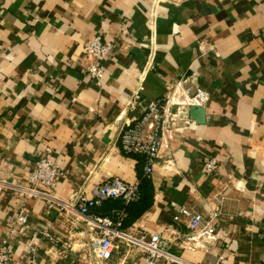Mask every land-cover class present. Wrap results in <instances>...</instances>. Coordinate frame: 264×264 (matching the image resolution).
Instances as JSON below:
<instances>
[{
	"label": "crops",
	"instance_id": "crops-1",
	"mask_svg": "<svg viewBox=\"0 0 264 264\" xmlns=\"http://www.w3.org/2000/svg\"><path fill=\"white\" fill-rule=\"evenodd\" d=\"M96 37L112 45L100 78ZM197 89L202 124L180 104ZM151 101L178 116L159 125L153 202L122 228L159 233L181 264H264V0H0V243L14 263L143 264L138 247L98 259L97 235L60 203L139 182L120 134ZM42 155L61 171L55 187L22 191ZM182 207L214 238H190Z\"/></svg>",
	"mask_w": 264,
	"mask_h": 264
},
{
	"label": "built area",
	"instance_id": "built-area-1",
	"mask_svg": "<svg viewBox=\"0 0 264 264\" xmlns=\"http://www.w3.org/2000/svg\"><path fill=\"white\" fill-rule=\"evenodd\" d=\"M111 49L112 45L104 42L100 37L94 38L87 45V53L98 61V63L96 62L95 65L93 64L88 68V72L92 77L100 78L102 76L103 68L100 65V61L106 57ZM206 100V92L202 89H197L192 96L180 104L185 105V107L190 105L203 106ZM161 109L158 102L151 101L148 104V112L136 120L133 125L124 128L120 134L122 150L126 154H138L143 157L144 172L148 177L152 176L154 172L161 144L158 137L159 125L160 123L164 125L169 115L171 119L178 116V114L173 113L174 111H168L166 114ZM215 167L216 161L214 159L206 163V168L209 171ZM60 173L58 165L50 157L42 155L36 162L35 168L31 171L26 186L21 187V190L27 193L41 194L43 191L53 189ZM138 188L139 182L129 183L114 177L95 185L91 196L82 192L76 195L74 204H60L80 213L86 220L89 229L97 235L94 243L95 255L101 261L111 259L123 244L140 248L144 256L143 264H159L160 262L163 264H181L180 257L170 251L168 242L159 233H150L148 231L130 233L124 230L122 228L125 217L123 209L112 210L110 216H100L92 212L93 208L106 199L120 198L126 204L137 201L139 198ZM3 190L4 184L0 183V192ZM49 197L51 199L49 206H52V203L57 201L54 200L53 196ZM180 212L190 217V238H214L213 227L202 215L184 207L180 208ZM174 218L177 220L179 216L176 215ZM17 219L25 221L26 216L18 215ZM0 264H16L13 262V250L6 240L0 243ZM23 264H35V259L32 257Z\"/></svg>",
	"mask_w": 264,
	"mask_h": 264
},
{
	"label": "trees",
	"instance_id": "trees-1",
	"mask_svg": "<svg viewBox=\"0 0 264 264\" xmlns=\"http://www.w3.org/2000/svg\"><path fill=\"white\" fill-rule=\"evenodd\" d=\"M137 158L138 162V176H139V198L137 201L129 204H125L124 201L120 198L118 199H106L95 208L92 209V212L103 213L110 212L115 209H123L125 212L124 221L126 224L137 219L145 210H147L153 202V186L150 177L144 175L141 169L144 167V159L141 155H134ZM124 227V224L122 225Z\"/></svg>",
	"mask_w": 264,
	"mask_h": 264
},
{
	"label": "water",
	"instance_id": "water-1",
	"mask_svg": "<svg viewBox=\"0 0 264 264\" xmlns=\"http://www.w3.org/2000/svg\"><path fill=\"white\" fill-rule=\"evenodd\" d=\"M190 119L196 121L198 124H202L205 121V108L199 105H190L189 107Z\"/></svg>",
	"mask_w": 264,
	"mask_h": 264
},
{
	"label": "rangeland",
	"instance_id": "rangeland-1",
	"mask_svg": "<svg viewBox=\"0 0 264 264\" xmlns=\"http://www.w3.org/2000/svg\"><path fill=\"white\" fill-rule=\"evenodd\" d=\"M190 96H192V95H190ZM179 106V105H178ZM125 248H126V250H128V249H133V248H135V246H126V245H123L122 244V246H120L119 247V249H118V251H117V254H119V253H121L122 251H124L125 250ZM115 254H116V252H115ZM116 254V255H117Z\"/></svg>",
	"mask_w": 264,
	"mask_h": 264
}]
</instances>
